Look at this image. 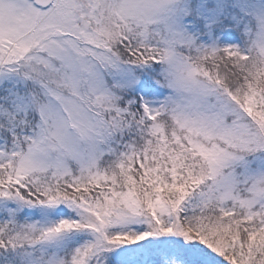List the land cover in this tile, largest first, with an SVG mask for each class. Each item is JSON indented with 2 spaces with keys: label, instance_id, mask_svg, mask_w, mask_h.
<instances>
[{
  "label": "snow or ice",
  "instance_id": "6c2138e0",
  "mask_svg": "<svg viewBox=\"0 0 264 264\" xmlns=\"http://www.w3.org/2000/svg\"><path fill=\"white\" fill-rule=\"evenodd\" d=\"M0 264H264V0H0Z\"/></svg>",
  "mask_w": 264,
  "mask_h": 264
}]
</instances>
